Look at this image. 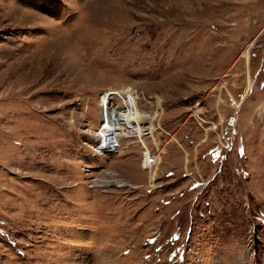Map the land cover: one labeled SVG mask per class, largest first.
<instances>
[{
  "label": "rangeland",
  "instance_id": "rangeland-1",
  "mask_svg": "<svg viewBox=\"0 0 264 264\" xmlns=\"http://www.w3.org/2000/svg\"><path fill=\"white\" fill-rule=\"evenodd\" d=\"M0 264H264V0H0Z\"/></svg>",
  "mask_w": 264,
  "mask_h": 264
},
{
  "label": "bare ground",
  "instance_id": "bare-ground-1",
  "mask_svg": "<svg viewBox=\"0 0 264 264\" xmlns=\"http://www.w3.org/2000/svg\"><path fill=\"white\" fill-rule=\"evenodd\" d=\"M103 93H107V92H103ZM103 93H102V94H103ZM102 94H101V95H102ZM108 95H109V94H108ZM124 96H125L124 94H119V97H120V99L122 100V101H121L122 104L115 105V104H112V103H111V96L109 95L108 107H111V108H112V107H113V108L120 107L121 109H125V105H126V104L124 103ZM125 98H126V97H125ZM99 107H100V108H99V117H100V119H101V118H102V117H101V113H102V110H103V106L99 105ZM234 119H236V118L230 116V117H229V120H228V125H232V126H233V125L235 124ZM144 122H147V121H144ZM144 122H143V123H144ZM141 127H142V126H141ZM148 129H149V127H148ZM142 130H143V136H144L145 132H144L143 127H142ZM149 132H150V129H149ZM150 134H151V133H150ZM151 135H152V134H151ZM144 139H145V138H144ZM157 158H158V155H157ZM156 162H157V160L155 161V163H156ZM143 165L146 166V163H144ZM146 167H148V170L152 168L151 166H148V165H147Z\"/></svg>",
  "mask_w": 264,
  "mask_h": 264
},
{
  "label": "built area",
  "instance_id": "built-area-1",
  "mask_svg": "<svg viewBox=\"0 0 264 264\" xmlns=\"http://www.w3.org/2000/svg\"><path fill=\"white\" fill-rule=\"evenodd\" d=\"M232 126V125H228ZM157 160V154L155 152H146L144 153L143 161L146 163V166H153L155 164V161Z\"/></svg>",
  "mask_w": 264,
  "mask_h": 264
}]
</instances>
